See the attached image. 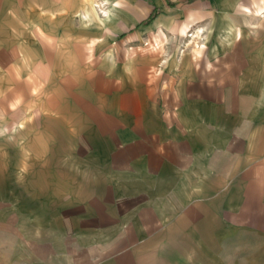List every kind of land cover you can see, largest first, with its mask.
<instances>
[{
  "label": "crops",
  "instance_id": "0c3cea01",
  "mask_svg": "<svg viewBox=\"0 0 264 264\" xmlns=\"http://www.w3.org/2000/svg\"><path fill=\"white\" fill-rule=\"evenodd\" d=\"M0 264H264V0H0Z\"/></svg>",
  "mask_w": 264,
  "mask_h": 264
},
{
  "label": "rangeland",
  "instance_id": "374dc122",
  "mask_svg": "<svg viewBox=\"0 0 264 264\" xmlns=\"http://www.w3.org/2000/svg\"><path fill=\"white\" fill-rule=\"evenodd\" d=\"M104 5L103 4H97L96 6H95V8L98 10V12H101V13H104L105 11H104ZM154 12H157L156 10H154L152 13H154ZM157 14H158V12H157ZM157 14H156V16H157ZM155 16V17H156ZM259 16H261V15H259ZM148 17V16H147ZM146 17V18H147ZM145 18V19H146ZM145 19H143L140 23L141 24H146V23H149L150 21H152V20H150V21H148V22H145L144 20ZM190 31H193L192 29L190 30ZM188 32L186 35H185V38H184V41L181 43V49H180V51L182 50L183 51V49L185 48V46L187 45V44H190V45H195V44H197V45H202V44H204V42H205V38L203 37V35H201L200 37H198V39H196L194 42L193 41H191V43H188L189 41L187 40V39H191L192 38V36H193V32ZM163 38H145V39H142L141 41H138V43L137 44H134V45H131V46H128V45H126V47H127V49L128 50H130V51H134V52H140V51H142V50H144V48H147V49H155V48H157L158 46H161L162 44H163ZM169 45H171V42L170 43H168Z\"/></svg>",
  "mask_w": 264,
  "mask_h": 264
},
{
  "label": "trees",
  "instance_id": "16d2710c",
  "mask_svg": "<svg viewBox=\"0 0 264 264\" xmlns=\"http://www.w3.org/2000/svg\"><path fill=\"white\" fill-rule=\"evenodd\" d=\"M157 12L151 13L144 21L148 22L150 20H152L153 18H155Z\"/></svg>",
  "mask_w": 264,
  "mask_h": 264
}]
</instances>
